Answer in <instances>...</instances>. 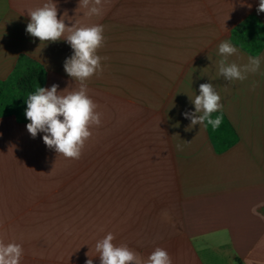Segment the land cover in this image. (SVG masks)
Instances as JSON below:
<instances>
[{
	"label": "crops",
	"instance_id": "crops-1",
	"mask_svg": "<svg viewBox=\"0 0 264 264\" xmlns=\"http://www.w3.org/2000/svg\"><path fill=\"white\" fill-rule=\"evenodd\" d=\"M56 1L64 0H0L1 81L25 54L44 67L43 87H78L63 67L73 55L66 40L41 44L26 32L28 12ZM258 5L102 0L93 16L85 8V26H104L97 54L107 59L88 81L102 115L80 158L49 149L44 133L33 138L30 121L0 115V240L22 245L21 264H100L95 244L109 232L141 261L161 247L172 264H264V45L257 73L218 75L222 41L238 49L229 62L256 56L233 35L251 16L264 31ZM208 82L238 134L221 153L207 127L186 131L183 115Z\"/></svg>",
	"mask_w": 264,
	"mask_h": 264
},
{
	"label": "clouds",
	"instance_id": "clouds-1",
	"mask_svg": "<svg viewBox=\"0 0 264 264\" xmlns=\"http://www.w3.org/2000/svg\"><path fill=\"white\" fill-rule=\"evenodd\" d=\"M101 3L102 0H79V6L88 9V16L100 15ZM247 7L251 8V5ZM261 12H264V0H259L257 13ZM28 16L30 21L26 32L38 38L41 44L66 40L71 46L73 55L65 60L63 67L78 87L58 92L59 85L53 84L50 88L39 86L34 93L29 94L25 101V116L30 121L26 125L27 131L33 138L38 133H44V144L58 155L79 159L86 142L92 136L91 129L101 124L102 114L97 111V103L88 94V81L102 73L101 61L107 59L97 54L105 43L104 26L93 24L69 27L63 19L58 18L57 5L51 2L30 10ZM66 32L68 35L65 37ZM218 53L223 57L218 61V75L226 81H244L248 74L260 70L262 57L259 55L249 56L244 65L229 62L228 58L238 54V49L227 40L218 45ZM257 86L258 82H254L253 90ZM190 101L195 111L183 113L191 121L186 131L196 125H211L215 129L221 124L222 114L212 118L213 113H222L223 105L211 82L200 84L199 95L190 98ZM114 240L115 236L109 232L96 242L95 250L100 264H172L166 249L156 247L146 260L141 261L126 244L116 245ZM23 255L21 244L0 240V264H21ZM86 264H93L91 257L86 260Z\"/></svg>",
	"mask_w": 264,
	"mask_h": 264
},
{
	"label": "trees",
	"instance_id": "trees-1",
	"mask_svg": "<svg viewBox=\"0 0 264 264\" xmlns=\"http://www.w3.org/2000/svg\"><path fill=\"white\" fill-rule=\"evenodd\" d=\"M248 23H253L255 30L240 32L242 27ZM257 31L260 35L263 34V37L261 36L258 39ZM233 41L250 53L258 54L264 45V31L261 24L254 16L247 18L242 26L236 29ZM45 77L46 71L41 64L25 54L20 55L18 63L9 78L4 81L0 80V115L15 114L20 120H27L25 101L28 95L34 93L39 86H44ZM221 114L223 117L222 122L217 128L213 129L211 125H207L211 140L219 153L226 151L238 140L236 130L223 113L215 112L212 114V118L215 119Z\"/></svg>",
	"mask_w": 264,
	"mask_h": 264
},
{
	"label": "rangeland",
	"instance_id": "rangeland-1",
	"mask_svg": "<svg viewBox=\"0 0 264 264\" xmlns=\"http://www.w3.org/2000/svg\"><path fill=\"white\" fill-rule=\"evenodd\" d=\"M58 18L66 20L70 26H85V8L79 6V0L56 1Z\"/></svg>",
	"mask_w": 264,
	"mask_h": 264
}]
</instances>
